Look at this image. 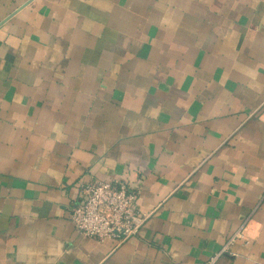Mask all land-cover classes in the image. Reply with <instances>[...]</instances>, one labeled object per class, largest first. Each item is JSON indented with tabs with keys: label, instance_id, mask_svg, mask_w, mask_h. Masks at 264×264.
I'll return each instance as SVG.
<instances>
[{
	"label": "crops",
	"instance_id": "crops-1",
	"mask_svg": "<svg viewBox=\"0 0 264 264\" xmlns=\"http://www.w3.org/2000/svg\"><path fill=\"white\" fill-rule=\"evenodd\" d=\"M126 178L117 246L70 218ZM264 264V0H0V264Z\"/></svg>",
	"mask_w": 264,
	"mask_h": 264
},
{
	"label": "built area",
	"instance_id": "built-area-1",
	"mask_svg": "<svg viewBox=\"0 0 264 264\" xmlns=\"http://www.w3.org/2000/svg\"><path fill=\"white\" fill-rule=\"evenodd\" d=\"M137 198V192L126 178L99 181L82 189V195L71 207L70 218L83 236L100 243L112 241L120 246L135 237L149 217L136 208ZM240 238H243L242 228L207 264H216L218 258Z\"/></svg>",
	"mask_w": 264,
	"mask_h": 264
}]
</instances>
